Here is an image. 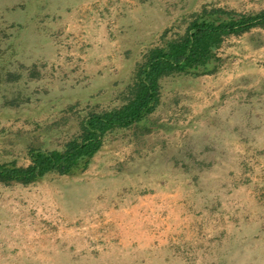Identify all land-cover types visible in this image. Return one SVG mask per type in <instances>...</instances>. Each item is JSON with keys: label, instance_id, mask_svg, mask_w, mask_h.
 <instances>
[{"label": "rangeland", "instance_id": "1", "mask_svg": "<svg viewBox=\"0 0 264 264\" xmlns=\"http://www.w3.org/2000/svg\"><path fill=\"white\" fill-rule=\"evenodd\" d=\"M207 3L264 8L0 0V161L27 164L28 146L117 105L163 30ZM225 46L215 74L162 80L152 117L108 137L86 171L0 185V264H264V29Z\"/></svg>", "mask_w": 264, "mask_h": 264}, {"label": "trees", "instance_id": "2", "mask_svg": "<svg viewBox=\"0 0 264 264\" xmlns=\"http://www.w3.org/2000/svg\"><path fill=\"white\" fill-rule=\"evenodd\" d=\"M259 29H264V8L243 12L207 3L182 15L163 30L159 43L148 48L136 62L130 82L118 95L117 105L78 116L74 130L59 145L28 146L27 164L0 161V185L28 187L48 175L64 177L86 171L108 137L137 128L152 117L161 102L162 80L215 74L223 64L221 51L228 40ZM27 70L30 80L37 79L36 64ZM6 79L17 81L19 75L8 74ZM17 102L5 100L3 105L19 106ZM68 110L56 122L65 120Z\"/></svg>", "mask_w": 264, "mask_h": 264}]
</instances>
